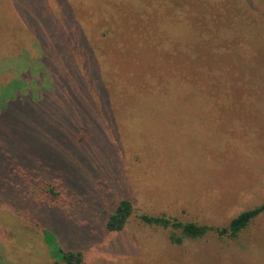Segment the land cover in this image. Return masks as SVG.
<instances>
[{
	"label": "rangeland",
	"instance_id": "obj_1",
	"mask_svg": "<svg viewBox=\"0 0 264 264\" xmlns=\"http://www.w3.org/2000/svg\"><path fill=\"white\" fill-rule=\"evenodd\" d=\"M103 1L0 0V264H67L59 244L82 252L83 264H264V211L238 239L209 233L182 244L139 219L166 214L224 227L264 205V0L234 2L244 12L241 37L249 29L256 52L239 47L217 58L208 46L216 60L195 44L202 39L189 37L204 23L186 9L164 11L165 0L123 5L133 26L152 23L145 39L123 41L120 29L118 43L103 27L100 36L82 38L99 19L115 29L118 14L108 6L120 2L103 9ZM154 2L161 7L155 15ZM62 11L65 27L54 23ZM162 12L171 23L161 32ZM71 28L78 35L65 37ZM163 31L167 38L158 40ZM214 63L226 68L213 72ZM63 76L73 77L66 86ZM76 109L88 116L73 117ZM62 125H71L64 139ZM58 163L70 169L82 199L73 215L70 204L40 208L36 199L35 178L54 179ZM123 191L133 193L135 212L112 232L104 212ZM46 230L57 240L46 243Z\"/></svg>",
	"mask_w": 264,
	"mask_h": 264
},
{
	"label": "trees",
	"instance_id": "obj_2",
	"mask_svg": "<svg viewBox=\"0 0 264 264\" xmlns=\"http://www.w3.org/2000/svg\"><path fill=\"white\" fill-rule=\"evenodd\" d=\"M119 1L120 8H116L114 6H108L110 9H115L118 18L116 20L115 24V29L109 25V20L106 19L104 22H102L100 19L98 22H93L95 24V32L94 33H84L82 38L88 39L92 37H97L98 35L100 36L99 32L101 28L103 27L102 30V35L105 36L106 39L109 38V36L112 35L115 37V40L119 43L120 39L117 36L118 32L120 29H123V33L127 32L125 34V37L122 39L123 41L126 39H145L147 32L149 31V28H151L152 23H148V21L144 24L148 26H133V22L131 21H126L123 19L127 14L132 13L131 11L128 10V8H125L123 5L126 3H131L128 2L127 0L125 1H120L116 0V2ZM124 2V3H123ZM235 0H165V9L164 11L171 10L173 12H180L182 9H186L185 11L189 14L191 20L193 22H199L204 23V27H201L198 29V31H195L194 34L189 35L191 39H202V44L201 42H195V44L201 45L204 47V53L206 55H210V60L212 58L218 56L220 54H227V52H231L232 50H237L239 47L241 49H245V51L250 52L252 48L254 49V45L252 44L251 40V34L246 32L247 34L244 35V37H241V32H239V28L243 25V22H240V17L242 16L243 8L239 7L237 3H234ZM111 4V3H110ZM136 2L133 3L132 6H134ZM42 5H43V0H42ZM108 5V0L103 1V9H106ZM159 5H164L162 2L159 3ZM74 3L72 2V5H69L68 7H71L73 9ZM136 6V5H135ZM138 8V6H136ZM154 8L156 9V12H154V15L157 14V12L161 11V7L157 8L156 3L154 2ZM74 10V9H73ZM75 12V11H74ZM68 14V11L64 12L63 11L60 13L61 17L59 19H55L54 23L56 25H61V27H65L64 24H67V18L65 17ZM139 14V13H138ZM237 14V15H236ZM142 16V13L140 14ZM236 15V16H235ZM250 15H254L250 13ZM71 19L73 18L74 20L77 19L76 15L72 13L70 14ZM150 18V17H149ZM160 18L164 20V22H167L165 25H160V30H164L165 26L171 23V19H168L167 16L165 15V12H162L160 14ZM142 19V18H141ZM151 19V18H150ZM177 19V18H176ZM175 19V20H176ZM182 21V20H181ZM108 25L110 27H108ZM176 26V25H175ZM256 26V25H255ZM174 27V26H173ZM175 28H180V26H176ZM75 29V28H73ZM113 30V32H112ZM63 31V30H62ZM62 31L60 33V37L62 36ZM64 33V32H63ZM65 37H69L70 35L73 37H76L78 34H75L76 31H72V28L67 32ZM250 34V35H249ZM163 35L164 39L167 38V33L163 31L162 35L158 37L157 35L156 38L158 40H163ZM130 36V37H129ZM234 36H238L239 42L242 44H239L233 49L231 46V43L234 39ZM249 36V40H248ZM245 38V39H244ZM244 40L245 42H243ZM169 41V39H168ZM129 42V41H128ZM69 43V42H66ZM252 44V45H251ZM251 45V46H250ZM213 47L216 48L215 50V55L214 53H211L210 50ZM222 46V50L220 49L217 53V49ZM255 51V49H254ZM209 52V53H207ZM256 52V51H255ZM205 57V56H204ZM200 58H202L200 56ZM214 60H216L214 58ZM199 63L205 64V61H201ZM198 63V64H199ZM219 66H216L214 63L212 68L209 70L213 72H219V71H224L223 65L225 67V63L223 64H218ZM226 68V67H225ZM182 70H185L184 67H182ZM193 70L196 71H202L200 68V65L193 66ZM72 71L70 69H67V72ZM66 72V73H67ZM184 72V71H183ZM181 80H182V85H187L189 86V82L187 80L188 74L183 73L180 75ZM73 77L71 76H63L61 77L60 82L62 83L61 85L66 86L68 85ZM151 78V77H150ZM65 79H68L69 81L65 83ZM180 80V79H179ZM176 82L175 79L168 80L169 85H173L174 82ZM178 81V79H177ZM166 84L165 90L167 91L169 85ZM151 88L148 92L151 93ZM76 113H74V116H79V113H82L84 115V118L87 117L85 109H76ZM108 112H105L103 117H106ZM113 114L111 113L110 116ZM114 119V117H113ZM86 124H83V127H86ZM62 127L66 130L61 133H58V137L61 136L62 139L68 137L66 135V132H71V125H62ZM74 132V131H72ZM77 132H74L76 134ZM80 137L78 138V140ZM93 150L95 151L94 147ZM50 173L52 172L50 169H47ZM52 174H55V178L49 179L48 177H41L38 176L35 178V190H37V194H39L38 197H36L37 202L41 206L40 208H48V207H57L66 209L71 205V215L74 214L72 212L74 208L77 206L78 202L81 201V197L79 194H75L73 192L75 186L74 182L71 179V174H70V169L63 167H60V164L58 163V167H55L54 171ZM47 176V175H45ZM105 178H100L98 179L95 184L97 185L101 181L104 182ZM71 184L72 186L70 187ZM96 188L99 190L100 187ZM72 189V192H71ZM133 194V193H132ZM132 194L128 195L125 193V191L122 192V195L124 196L121 201H119L112 209V211H106L104 212L106 214V219H105V224L106 228L109 231H121L125 228L127 225L130 217L134 214L135 212V206H134V201ZM83 197V195H82ZM131 198V199H130ZM70 204V205H69ZM36 207V206H35ZM264 211V205L256 207L251 210H246L234 217L230 224L224 227H216L214 225H208V224H200L196 223L193 221H182L174 217H168L166 214L163 215H149L142 213L139 215V219L142 223L146 225H152V226H159L163 227L165 229L170 230L169 234V239L171 240L172 243L175 244H182L186 239H199V238H204L207 236L209 233H214L218 236L219 239H238L241 237L244 232L248 229L251 223H253L256 218ZM88 213L83 214L77 221L85 220L87 218ZM39 222L42 220L39 219ZM85 225H88L87 222ZM58 235H55L53 232H50V230L44 231V239L45 242L50 244L49 242H53V239L56 238L57 240ZM47 238V239H46ZM55 248L56 254L59 256L61 261L66 262L67 264H83V254L82 252H76L73 250H66L64 249L62 244L57 245ZM52 264H58V262L52 263Z\"/></svg>",
	"mask_w": 264,
	"mask_h": 264
}]
</instances>
